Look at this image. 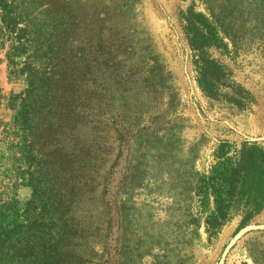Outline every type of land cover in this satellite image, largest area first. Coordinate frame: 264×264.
<instances>
[{
    "label": "rangeland",
    "instance_id": "obj_1",
    "mask_svg": "<svg viewBox=\"0 0 264 264\" xmlns=\"http://www.w3.org/2000/svg\"><path fill=\"white\" fill-rule=\"evenodd\" d=\"M16 5L2 264H264V0Z\"/></svg>",
    "mask_w": 264,
    "mask_h": 264
},
{
    "label": "trees",
    "instance_id": "obj_2",
    "mask_svg": "<svg viewBox=\"0 0 264 264\" xmlns=\"http://www.w3.org/2000/svg\"><path fill=\"white\" fill-rule=\"evenodd\" d=\"M21 13L16 5V0H0V38L7 37L9 40L16 41L18 45L15 47L20 49L25 45V28L20 27L21 20L19 19ZM5 32L7 34H5ZM2 100V95L0 93V104ZM4 202V201H3ZM0 203V215L5 213L8 202ZM18 223L5 225L2 220H0V264L3 262V257L6 252L8 244H14L16 240H13V236L18 234L19 229ZM22 230L19 231L21 233ZM24 237V235L22 236ZM19 238V237H17ZM9 248V247H8ZM14 248L11 245L9 250ZM33 244L28 242L26 244V251H33ZM16 250V249H14ZM18 252V251H17Z\"/></svg>",
    "mask_w": 264,
    "mask_h": 264
},
{
    "label": "water",
    "instance_id": "obj_3",
    "mask_svg": "<svg viewBox=\"0 0 264 264\" xmlns=\"http://www.w3.org/2000/svg\"><path fill=\"white\" fill-rule=\"evenodd\" d=\"M255 140H258V139H255ZM260 141H262V140L260 139ZM259 231H264V225H250V226L244 228L243 230H241L235 236L234 239H232V241H231L230 246L228 247V249H230L232 246H234L238 240H240L242 237H244L248 233L259 232ZM223 261L224 260H222L220 264H223L224 263Z\"/></svg>",
    "mask_w": 264,
    "mask_h": 264
}]
</instances>
